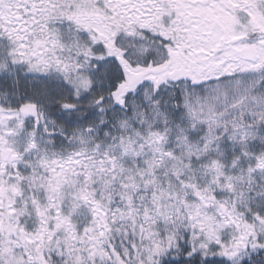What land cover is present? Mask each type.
I'll return each instance as SVG.
<instances>
[{"label":"snow or ice","instance_id":"obj_1","mask_svg":"<svg viewBox=\"0 0 264 264\" xmlns=\"http://www.w3.org/2000/svg\"><path fill=\"white\" fill-rule=\"evenodd\" d=\"M0 264H264V0H0Z\"/></svg>","mask_w":264,"mask_h":264}]
</instances>
